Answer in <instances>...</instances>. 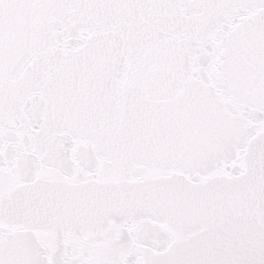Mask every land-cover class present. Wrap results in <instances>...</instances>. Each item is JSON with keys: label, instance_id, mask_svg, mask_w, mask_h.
I'll use <instances>...</instances> for the list:
<instances>
[{"label": "snow or ice", "instance_id": "1", "mask_svg": "<svg viewBox=\"0 0 264 264\" xmlns=\"http://www.w3.org/2000/svg\"><path fill=\"white\" fill-rule=\"evenodd\" d=\"M0 264H264V0H0Z\"/></svg>", "mask_w": 264, "mask_h": 264}]
</instances>
